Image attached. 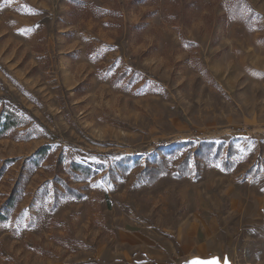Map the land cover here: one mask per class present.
Instances as JSON below:
<instances>
[{"label":"rangeland","instance_id":"obj_1","mask_svg":"<svg viewBox=\"0 0 264 264\" xmlns=\"http://www.w3.org/2000/svg\"><path fill=\"white\" fill-rule=\"evenodd\" d=\"M215 257L264 264V0H0V264Z\"/></svg>","mask_w":264,"mask_h":264},{"label":"water","instance_id":"obj_2","mask_svg":"<svg viewBox=\"0 0 264 264\" xmlns=\"http://www.w3.org/2000/svg\"><path fill=\"white\" fill-rule=\"evenodd\" d=\"M192 264H231L228 259H226L223 263L220 261L218 257L209 260H194Z\"/></svg>","mask_w":264,"mask_h":264},{"label":"trees","instance_id":"obj_3","mask_svg":"<svg viewBox=\"0 0 264 264\" xmlns=\"http://www.w3.org/2000/svg\"><path fill=\"white\" fill-rule=\"evenodd\" d=\"M152 173H154L155 175H157L159 173V169L157 167H154L152 169Z\"/></svg>","mask_w":264,"mask_h":264}]
</instances>
